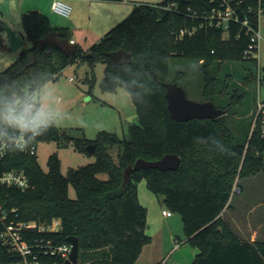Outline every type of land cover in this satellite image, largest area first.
I'll list each match as a JSON object with an SVG mask.
<instances>
[{
	"label": "trees",
	"instance_id": "16d2710c",
	"mask_svg": "<svg viewBox=\"0 0 264 264\" xmlns=\"http://www.w3.org/2000/svg\"><path fill=\"white\" fill-rule=\"evenodd\" d=\"M229 3L235 18L226 30L210 19L212 10L223 8L221 0L136 4L87 51L77 45L74 56H67L53 44L40 51L39 40L50 31L60 30L69 39L70 32L51 25L48 16L38 10L22 13V28L31 45L22 48L16 60L0 71V99L57 78L70 63L82 59L92 66L101 60L105 65L101 89L113 91L123 86L138 116L121 138L106 131L94 139L75 138L57 126L38 137L37 144L46 140L71 143L84 153H89V144L94 145V162L69 167L66 173L61 171L57 152L49 155L47 170L40 166L36 153L29 151L7 152L0 158V173L23 170L30 182L26 189L0 184V264H62L65 258L51 250L69 244V236L78 238V264H135L143 246L152 239L146 233V208L137 197V184L142 179L153 193L163 196L171 212L181 215L186 241L198 248L191 264H264V240L244 241L222 216L236 177L264 170V139L257 129L252 130L254 118L244 142H237L227 114L243 102L234 78L243 84L256 76L262 80L254 55L258 49L249 46L252 30L259 27V15L264 14V0ZM5 24L0 20V30ZM182 29L190 33L180 35ZM119 48L131 53L130 64L116 66L106 55ZM175 56L194 63L203 59L201 101L212 100L226 114L188 121L171 118L163 82L180 85L185 74L179 70L169 79L170 60ZM239 61H250L255 73L233 65ZM166 153L180 157L178 170H133L130 181L123 184L124 169L137 158L155 160ZM100 173H106L107 180L100 179ZM70 186L75 190L74 198L69 196ZM54 218L60 219V229H39ZM32 221L38 227L20 229L21 238L33 251L24 258L1 233L8 225Z\"/></svg>",
	"mask_w": 264,
	"mask_h": 264
},
{
	"label": "rangeland",
	"instance_id": "374dc122",
	"mask_svg": "<svg viewBox=\"0 0 264 264\" xmlns=\"http://www.w3.org/2000/svg\"><path fill=\"white\" fill-rule=\"evenodd\" d=\"M6 1L12 4L11 24H16L15 29L19 33L23 25L21 24V11L19 10V1L21 0H1L0 4ZM141 1L157 4L163 0ZM30 2L32 1L24 0V4ZM43 12L52 21L57 19L61 23L73 18V16L65 18L52 13V11ZM260 14L259 30L262 39L258 41L257 58L260 65L258 74L261 75L262 80L256 76L250 83L243 84L240 78L233 79L238 87H241L239 91L243 93V102L235 107L233 113H227L230 118L228 120L229 126L237 142H244L252 118H254L258 97L264 98V14ZM79 17L78 19H87L85 12L80 14ZM0 32L2 34L5 31L0 30ZM223 36L226 37V34L224 33ZM80 48H82V45ZM17 56L18 54L6 42V45L0 49V58H6L2 62L0 61V70H4L11 62L16 60ZM88 62L81 59L70 63L60 71L57 78L49 79L41 85L47 86L46 90L49 93L47 103L58 113L57 127L75 138L94 139L103 131L114 133L121 138L127 134L129 124L137 122L136 106L123 86H118L113 91H103L100 87V81L104 75V63L101 60H96L94 65L91 66ZM192 63L194 61L183 56L172 57L170 60L171 65H169V79H174L179 70L184 71L185 74L180 80V85L185 89L189 98L201 101L203 84L201 67L203 66V59L196 63L199 66L198 69L190 67ZM233 65L240 66L245 71L250 69L255 73V68L250 61L233 62ZM233 72L235 76H239L238 72ZM71 78L74 79L71 80ZM37 147V159L43 170H47V160L53 152H57L61 159V171L63 173H66L69 167L90 164L95 160L93 154L78 151L71 143L62 145L54 140H46L40 141ZM111 154L116 160V149H113ZM98 177L107 180L108 175L100 173ZM137 185L138 200L147 211L146 233L153 232L157 228L160 229L156 233L159 238L154 237L156 238L154 243L150 241L147 243L148 246L145 244L144 255L147 254L150 261H159V264H191L198 248L186 241L181 215L172 211L171 220H164L162 209H168V207L163 200V196L153 193L147 187L145 179L139 181ZM69 196L71 198L76 197L72 186L69 187ZM227 205L222 212L227 224L229 223L241 237L245 238L251 226H257L256 223L259 221L261 223L259 228L260 238L264 240V170L243 178L237 176ZM168 222L173 234L170 240L167 237L169 234L168 229H170L168 228ZM161 227H163L165 233L163 234L164 237L160 234ZM176 237L178 238L177 241L174 240ZM142 262L147 264L144 260Z\"/></svg>",
	"mask_w": 264,
	"mask_h": 264
},
{
	"label": "crops",
	"instance_id": "0c3cea01",
	"mask_svg": "<svg viewBox=\"0 0 264 264\" xmlns=\"http://www.w3.org/2000/svg\"><path fill=\"white\" fill-rule=\"evenodd\" d=\"M1 1V0H0ZM32 2L28 4H24V0L19 1V10L22 13L24 11L28 10H38L42 13L43 11H49L51 12V3L52 0H31ZM71 6H72V19H67L64 22H59L57 19L49 18L51 25L55 27H66L68 28L70 32V40H73L74 43L81 46L83 51H87L91 45H94V43L98 42L112 27H114L116 24L121 22L124 18H126L131 11L133 10V7L136 4L144 3L141 0H121V1H108V0H66ZM150 3V2H146ZM153 4V3H150ZM12 4L8 1L0 4V20H2L4 23L9 25L12 29L16 31V34L21 36L24 39L23 45L17 49L14 50L16 54H19L22 48H27L29 45H31V42L27 39L23 28L21 26V29L19 30V33L15 29L16 24H11V18H12ZM85 12L87 19H78L80 14H83ZM52 13H54L52 11ZM55 14V13H54ZM68 18V17H67ZM80 18V17H79ZM5 33V32H4ZM0 32V46L4 47L6 45V36L5 34ZM81 43V44H80ZM0 47V49H1ZM6 58H0V61H4ZM1 71V70H0ZM172 215L165 216L162 214V218L165 220H171ZM170 222V221H169ZM168 222V228H170V223ZM258 221L256 224L257 226L250 228L248 231L247 236L241 237L238 232L234 229L233 231L242 239L254 241V240H263L260 238L259 228L261 223ZM160 229H155L153 232H149L148 234L151 236V242L154 243V239L159 238L157 237L156 233ZM169 234L167 237L168 240L172 239V228L168 229ZM162 237H164L165 234L163 227H161ZM156 237V238H154ZM177 237L174 239L177 241ZM149 244H147L148 246ZM146 245L143 247L141 254L139 255L138 259L136 260L135 264H143L142 260H144L147 264H158L159 261L157 260H151L147 258L144 255ZM145 256V258H144ZM144 258V259H143ZM146 259V260H145ZM149 260V261H148ZM156 261V263H155Z\"/></svg>",
	"mask_w": 264,
	"mask_h": 264
},
{
	"label": "water",
	"instance_id": "95a60500",
	"mask_svg": "<svg viewBox=\"0 0 264 264\" xmlns=\"http://www.w3.org/2000/svg\"><path fill=\"white\" fill-rule=\"evenodd\" d=\"M5 31L6 40L10 47L14 50L19 49L24 39L16 34V31L9 25L5 24L3 29ZM47 44H53L58 49L63 51L67 56H74L77 50V44L71 42L67 37L63 36L60 30H52L47 35L42 37L38 43V49L41 51ZM106 55L114 62L116 66L123 64H130L132 62L131 53L123 48L107 52ZM91 56V53L88 54ZM166 91L165 98L167 100V109L171 118L176 121H188L190 119L198 118H217L226 114V110L215 106L212 100L196 101L187 96L185 89L176 81L163 82ZM87 150L90 154H94V145L89 144ZM181 159L175 153H166L162 157L155 160H146L144 158H137L133 165H128L124 169L123 184L130 181V173L137 169L157 168L160 171L178 170ZM71 245V250L68 258L62 264H78L79 242L76 236L68 237Z\"/></svg>",
	"mask_w": 264,
	"mask_h": 264
},
{
	"label": "built area",
	"instance_id": "2783aa9c",
	"mask_svg": "<svg viewBox=\"0 0 264 264\" xmlns=\"http://www.w3.org/2000/svg\"><path fill=\"white\" fill-rule=\"evenodd\" d=\"M223 8L214 9L211 12L210 19L211 22L215 23L217 26L222 27L223 29L228 28L229 21L232 18H235V11L233 7L230 5V0H221ZM173 4L169 6L171 8ZM72 6L66 0H52L51 10L62 17H70L72 13ZM186 32L190 33V31H186L185 29L180 30V35H184ZM262 39L261 32L259 27L257 29L252 30L251 35V46L250 49L256 47L258 49V41ZM71 42H74L71 40ZM259 50V49H258ZM255 52V56L257 57V52ZM261 77V75H260ZM74 78H71V80ZM257 129L259 136L264 139V98L258 97V101L256 102V110L254 114V120L252 124V130ZM37 142H32L29 147L25 151H29L31 154L36 153ZM7 152L0 153V158H3ZM0 184L15 187L19 189H26L29 187V178L25 174L23 170L11 169L8 171H4L0 173ZM162 214L165 216L172 215V212L169 209H162ZM38 227L37 223L32 221L28 223H19L17 226L8 225L6 230L1 233V237L5 242L11 245V248L18 251L24 258L30 255L33 251L32 248L26 244L25 241L21 238L20 229L22 228H35ZM61 221L59 218H54L48 224L39 225V229L46 231H55L60 229ZM71 250V245L63 244L51 250L52 253L58 252L65 259L68 258V255Z\"/></svg>",
	"mask_w": 264,
	"mask_h": 264
},
{
	"label": "clouds",
	"instance_id": "9594fccd",
	"mask_svg": "<svg viewBox=\"0 0 264 264\" xmlns=\"http://www.w3.org/2000/svg\"><path fill=\"white\" fill-rule=\"evenodd\" d=\"M190 67L198 69V64ZM47 86L21 89L0 99V153L23 152L58 125V113L47 103Z\"/></svg>",
	"mask_w": 264,
	"mask_h": 264
}]
</instances>
